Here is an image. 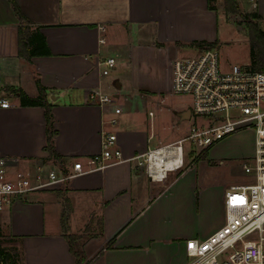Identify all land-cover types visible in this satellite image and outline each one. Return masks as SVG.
I'll return each mask as SVG.
<instances>
[{
  "label": "crops",
  "instance_id": "obj_1",
  "mask_svg": "<svg viewBox=\"0 0 264 264\" xmlns=\"http://www.w3.org/2000/svg\"><path fill=\"white\" fill-rule=\"evenodd\" d=\"M13 4L31 30L44 35L49 55L20 56V20ZM215 11L208 0H0V95L13 98L8 108L0 107V155L48 160L50 167L65 171L79 160L87 170L89 158L101 152L102 132L110 131L124 159L104 171L35 192L0 212V228L9 229L22 264H78V259L79 264H184L186 240L206 237L224 222L221 180L200 174L196 164L151 181L138 160L131 159L161 140L148 113L146 120H138L137 107L126 98L117 102L118 95L114 105L89 101L93 91L110 95L117 71L107 70L133 42L156 49L212 42ZM108 58H115L111 68L104 63ZM20 92L30 97L41 93L50 105L53 150L60 160L46 148L45 108L22 106ZM115 106L121 109L119 114L114 113ZM28 164L22 162L19 168L27 169ZM198 194H210L221 208L216 226L201 236L187 225L177 228L168 221L173 200H185L195 213ZM64 209L67 231L62 228ZM77 215L89 218H81L79 225ZM68 235L77 236L78 257Z\"/></svg>",
  "mask_w": 264,
  "mask_h": 264
},
{
  "label": "built area",
  "instance_id": "obj_2",
  "mask_svg": "<svg viewBox=\"0 0 264 264\" xmlns=\"http://www.w3.org/2000/svg\"><path fill=\"white\" fill-rule=\"evenodd\" d=\"M247 1L252 9L259 7L258 0ZM192 48L196 49L193 55L174 59L171 86L176 94L191 98V108L187 109L194 126L187 136L171 143L158 140L155 147L131 159H137L147 177L158 182L169 172L198 164L199 157L225 138L240 132L251 134V151L242 158L248 180L232 184L225 191V216L219 228L206 237L186 240L184 264H264V71L239 65L225 70L216 46ZM104 63L111 68L115 58ZM89 101L99 106L114 105L116 96L93 91ZM9 106V99L0 95V107ZM120 112L115 106L114 113ZM148 116L152 118L153 112ZM101 148L99 154L89 158L91 168L87 170L79 160L65 171L50 167L48 160L23 161L0 155V212L18 201H27L35 192L52 189L87 172L104 171L124 160L115 133L102 132ZM22 162L29 167L19 168Z\"/></svg>",
  "mask_w": 264,
  "mask_h": 264
},
{
  "label": "rangeland",
  "instance_id": "obj_3",
  "mask_svg": "<svg viewBox=\"0 0 264 264\" xmlns=\"http://www.w3.org/2000/svg\"><path fill=\"white\" fill-rule=\"evenodd\" d=\"M258 2L259 7L254 10L247 0H236L238 11L226 14L224 0L215 1L216 11H214L217 21L213 29V41L216 42L223 69L226 70L232 65L243 68L252 67L248 22L256 23L258 28L264 31V0H258ZM254 13L257 14V18L252 17ZM247 15L248 18H246ZM131 44L125 55L117 59L115 66L107 70L109 74L113 70L117 71L110 95H118L119 103L126 98L137 107L134 115L138 120H146L147 113L152 111L153 124L160 132L159 138L162 143H171L187 136L195 120L179 123L176 113L191 108V98L173 91L170 77L171 61L178 57L193 55L196 49L191 45L177 49L172 45H166V48L156 49L154 46L142 43ZM118 83L121 84V88H118ZM9 99L13 101V98ZM156 145L157 141H155ZM251 148V134L248 132L233 134L215 144L206 155L199 157L200 162L195 168L200 174L206 173L208 178L211 176L213 180H221L223 195L230 183H244L248 180L242 168V158L251 151ZM196 197L198 199L194 203L195 213L186 206L185 200H173L172 209L168 210V221H172L173 226L177 228L187 225L191 231L194 230L201 236L204 231H209L216 226L220 219L218 213L221 208L210 194L203 197L198 194ZM222 200H224L223 197ZM74 218L80 225L81 218L86 220L89 217L77 215ZM73 228H71L72 232ZM97 229L96 227V232ZM8 230L7 227L0 228V248L15 249L18 253V263L22 264L21 251L10 239ZM88 236L84 234L86 239ZM75 247L78 249L77 242ZM162 258H165V255H160V259Z\"/></svg>",
  "mask_w": 264,
  "mask_h": 264
},
{
  "label": "trees",
  "instance_id": "obj_4",
  "mask_svg": "<svg viewBox=\"0 0 264 264\" xmlns=\"http://www.w3.org/2000/svg\"><path fill=\"white\" fill-rule=\"evenodd\" d=\"M216 0H208V7L212 10H215ZM15 13L20 20L19 25V54L26 59H30L34 56L40 55H49L50 50L46 44V40L44 35L38 30L32 31L30 28V22L27 21L24 15L20 12V10L13 4ZM238 11V6L236 0H224V12L226 14L233 13ZM253 18H257V14H252ZM248 18V15L246 16ZM249 41L251 44V58H252V69L264 71V31L260 30L256 23L249 21ZM192 46L198 45L199 47L204 46H216V42H193ZM40 91L43 93L44 87H42L39 82H37ZM20 104L22 106H42L45 108V117L48 124L47 128V144L46 148L49 152V155L57 160L60 158L55 154L53 150V131H52V115L50 105L45 101L43 94H39L37 97H30L24 92L19 93ZM67 210L64 209L62 214V228L64 231H67ZM68 239V243L70 249L73 251L76 257L79 256L80 252L75 247V242L77 236L68 235L66 237ZM0 261L3 264H19L18 263V253L15 249H1L0 248ZM79 264V259L77 260Z\"/></svg>",
  "mask_w": 264,
  "mask_h": 264
},
{
  "label": "water",
  "instance_id": "obj_5",
  "mask_svg": "<svg viewBox=\"0 0 264 264\" xmlns=\"http://www.w3.org/2000/svg\"><path fill=\"white\" fill-rule=\"evenodd\" d=\"M118 88H120V85H118ZM177 116L179 117V122L189 120L190 110L189 109L181 110L177 113Z\"/></svg>",
  "mask_w": 264,
  "mask_h": 264
}]
</instances>
